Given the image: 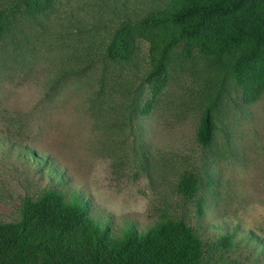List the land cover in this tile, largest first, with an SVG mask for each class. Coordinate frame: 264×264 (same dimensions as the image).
<instances>
[{
    "label": "rangeland",
    "instance_id": "rangeland-1",
    "mask_svg": "<svg viewBox=\"0 0 264 264\" xmlns=\"http://www.w3.org/2000/svg\"><path fill=\"white\" fill-rule=\"evenodd\" d=\"M171 1L0 0V222L19 220L27 197L76 193L114 237L183 219L205 244L204 264H264V222L241 220L264 206V84L246 87L238 50L206 53L142 25ZM121 30L132 52L114 60ZM208 109L217 128L205 147ZM188 176L200 178L194 197L179 187ZM93 177L108 196L138 189L147 214L107 212Z\"/></svg>",
    "mask_w": 264,
    "mask_h": 264
},
{
    "label": "trees",
    "instance_id": "trees-1",
    "mask_svg": "<svg viewBox=\"0 0 264 264\" xmlns=\"http://www.w3.org/2000/svg\"><path fill=\"white\" fill-rule=\"evenodd\" d=\"M141 23L166 29L174 42L187 41L206 53L238 50L233 68L242 72L249 65L242 77L246 87L253 92L264 84V0H172ZM3 30L0 22V36ZM123 32L108 49L114 60L129 57V37ZM162 57L154 72H161ZM216 128L208 109L199 143L210 146ZM29 154L55 172L50 157L32 150ZM199 179L183 177L179 187L194 197ZM205 253L203 240L183 219H165L141 233L129 227L114 237L108 225L90 216L88 203L76 193L69 199L55 190L27 197L19 220L0 222V264H204Z\"/></svg>",
    "mask_w": 264,
    "mask_h": 264
},
{
    "label": "clouds",
    "instance_id": "clouds-1",
    "mask_svg": "<svg viewBox=\"0 0 264 264\" xmlns=\"http://www.w3.org/2000/svg\"><path fill=\"white\" fill-rule=\"evenodd\" d=\"M94 179L89 182V190L98 204H100L110 214L120 217L126 215L144 216L149 208V200L137 189L135 194L127 193L125 195H117L115 197L105 195L98 191L94 186ZM101 181L107 185L109 183V174L105 171L100 177ZM135 187V186H134ZM241 220L245 225L255 222H264V206L256 205L253 209H249L243 213ZM231 223H237L231 220Z\"/></svg>",
    "mask_w": 264,
    "mask_h": 264
}]
</instances>
